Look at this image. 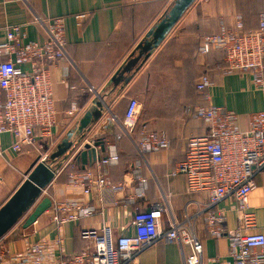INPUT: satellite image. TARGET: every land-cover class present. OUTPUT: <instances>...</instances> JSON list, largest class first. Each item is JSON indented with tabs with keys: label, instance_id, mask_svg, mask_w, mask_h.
<instances>
[{
	"label": "crops",
	"instance_id": "0c3cea01",
	"mask_svg": "<svg viewBox=\"0 0 264 264\" xmlns=\"http://www.w3.org/2000/svg\"><path fill=\"white\" fill-rule=\"evenodd\" d=\"M174 1L0 0V43L6 41L12 28H17L24 42L45 44L48 36L35 18L62 20L66 42L65 59L48 69L57 112L56 124L50 129L52 139L40 138V150L28 147L14 153L10 149L11 137L0 136V207L23 183L34 162L47 155V166L59 167L41 197L54 203L78 202L95 208L92 216L60 227L52 222L50 208L28 228L21 224L13 227L0 240V253L7 254L3 264H16L13 257L24 254L29 245L37 242L46 244L45 264L68 257L87 246V241L80 239L83 230L107 227L114 238L132 236L134 213L156 204L165 207L160 230H167L170 217L181 221L186 215L198 214L195 234L203 246L204 264H221L227 259L226 240L213 239L205 232L202 214L207 197L188 194L184 176L175 174L174 168L184 159L187 139L208 131L193 116L197 106L222 107L233 112L242 130L247 129L251 114L264 110V89L254 88L241 74H223V50L198 53L205 36L257 28L259 17L264 14V0H195L164 41L126 81L112 82L146 32ZM80 15L85 17L80 19ZM21 69L28 70L29 66L23 65ZM202 75L208 76L212 86L201 97L195 91V83ZM89 87L96 90L94 95L88 91ZM129 99L139 104V127L131 134L120 126ZM72 104L78 108L73 119L66 116ZM95 110L98 118L82 134L77 133L80 119ZM143 126L165 138L168 148L140 155L139 129ZM70 131L74 132L71 141L80 140L79 143L66 157L50 162L49 156ZM100 140V146L94 147L96 159L107 155L108 148L113 146L118 163L104 166L95 159L82 166L77 156L83 146ZM136 162L138 167L134 165ZM71 175H87L88 180L73 186ZM138 178L146 180L141 200L135 198ZM83 182L90 186L88 195L83 194ZM254 184L248 206L255 217L256 231L263 232L264 169L256 174ZM113 186H120L121 190H113ZM218 209L224 216L222 228L236 229L235 203L226 200ZM58 238L60 244L56 243ZM135 264H183L182 251L177 243L160 240L141 252Z\"/></svg>",
	"mask_w": 264,
	"mask_h": 264
},
{
	"label": "built area",
	"instance_id": "2783aa9c",
	"mask_svg": "<svg viewBox=\"0 0 264 264\" xmlns=\"http://www.w3.org/2000/svg\"><path fill=\"white\" fill-rule=\"evenodd\" d=\"M78 17L83 19L85 15ZM35 23L48 36L42 46L24 42L17 28H12L6 41L0 43V136L8 134L11 137L10 149L14 153H21L28 147L40 150L39 139L51 140L50 129L56 124L57 112L48 69L66 57L64 26L60 19L35 18ZM237 24L241 25L239 20ZM211 49H221L225 53L223 74H241L254 88L264 89V14L260 15L254 31L235 34L222 31L203 37L198 53L206 55ZM23 65H28L29 69L24 71ZM211 86L208 76L202 75L195 88L203 95ZM88 91L94 95L96 90L89 87ZM77 114L78 108L72 104L66 116L73 119ZM138 116L137 100L129 99L120 125L125 133L131 134L139 127ZM193 116L207 126L208 131L203 136L187 139L184 159L176 164L174 173L184 176L188 194L207 197L202 214L205 232L212 238L227 239V259L221 264H264V231H256L255 217L248 206L249 196L255 188L254 178L264 169V110L249 116L246 130L239 128L236 114L222 107L198 106L193 110ZM139 130L140 155L168 148L165 138L149 132L145 126ZM47 157L43 155L41 161ZM96 160L98 164L108 166L117 164L119 157L110 146L107 155ZM134 165L138 167V162ZM76 176H70L73 186L88 180L87 175ZM82 187L83 194L88 195L90 186L83 182ZM112 189L119 191L121 187L113 186ZM145 189L146 180L138 178L136 200L145 196ZM226 200L235 203L238 214V226L232 231L222 228L224 216L218 209ZM129 201L134 203L132 199ZM50 209L56 227L77 223L95 213L94 207L78 202H51ZM164 211L163 205L156 204L149 210L134 213L132 236L114 238L107 227L83 230L80 237L87 241L84 250L51 264H135L141 252L160 240L180 246L183 264H204L203 246L195 234L198 214L186 215L181 221L170 217L167 230H160ZM56 243L60 244L61 239L58 238ZM45 246L43 242L31 244L24 254L14 256L13 260L16 264H45ZM5 255V252L0 253V264Z\"/></svg>",
	"mask_w": 264,
	"mask_h": 264
},
{
	"label": "water",
	"instance_id": "95a60500",
	"mask_svg": "<svg viewBox=\"0 0 264 264\" xmlns=\"http://www.w3.org/2000/svg\"><path fill=\"white\" fill-rule=\"evenodd\" d=\"M195 0H175L162 17L146 32L144 38L137 44L126 64L120 69L118 74L112 78V82L126 81L125 74L129 73L132 65L143 62L166 38L171 29L181 19L188 8ZM139 64V65H140ZM99 105V104H95ZM99 107V106H98ZM98 118V113L88 111L80 119L77 126V133L88 127L91 121ZM74 132L66 134L65 139L55 148V151L49 156L48 160L54 162L59 158L66 157V153L73 150L79 141L72 142ZM82 138V137H81ZM80 138V139H81ZM101 142L92 141L83 146V150L78 154L77 159L85 166L89 161L96 159L94 147L100 146ZM47 161L37 159L26 174V178L6 203L0 207V238L10 231L19 220H21L43 193L42 191L50 184L55 176V168L51 169L46 164ZM49 198H41L33 210L26 216L22 227L28 228L34 224L45 211L50 208Z\"/></svg>",
	"mask_w": 264,
	"mask_h": 264
},
{
	"label": "trees",
	"instance_id": "16d2710c",
	"mask_svg": "<svg viewBox=\"0 0 264 264\" xmlns=\"http://www.w3.org/2000/svg\"><path fill=\"white\" fill-rule=\"evenodd\" d=\"M257 28H255V29H250V30H245L244 29V31L243 32H250V31H254V30H256ZM223 52V51H222ZM224 56H225V53H224ZM139 62L138 63H135L134 65H132L131 66V68H130V70H129V73L128 74H125L127 77L128 76H130L131 74H133L134 73V71L136 70V68L139 66ZM201 77V76H200ZM199 77V78H200ZM199 78H197V80H196V82L198 81V79ZM195 87H196V83H195ZM195 91H196V88H195ZM196 93L198 94V95H200L201 97H202V94H199L197 91H196ZM200 97V98H201ZM198 107V106H197ZM101 141V140H100ZM101 143H102V141H101ZM81 239V238H80ZM213 239H224V240H226V244H227V239H226V237H220V238H213ZM83 250H81V251H79V252H77V253H74V254H78V253H80V252H82Z\"/></svg>",
	"mask_w": 264,
	"mask_h": 264
},
{
	"label": "rangeland",
	"instance_id": "374dc122",
	"mask_svg": "<svg viewBox=\"0 0 264 264\" xmlns=\"http://www.w3.org/2000/svg\"><path fill=\"white\" fill-rule=\"evenodd\" d=\"M54 168H55V167H54ZM51 169H53V168H51ZM27 215H28V214H27ZM27 215H26V216H27ZM26 216H24L21 220H19V221H18L19 223L16 224L14 227H17V226L19 227L20 224L22 225L23 222H24V220H25V218H26Z\"/></svg>",
	"mask_w": 264,
	"mask_h": 264
}]
</instances>
